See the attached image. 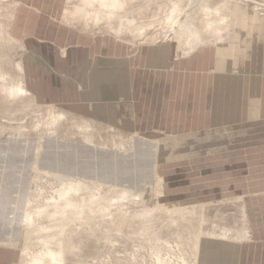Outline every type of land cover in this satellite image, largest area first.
Returning <instances> with one entry per match:
<instances>
[{
    "label": "rangeland",
    "instance_id": "obj_1",
    "mask_svg": "<svg viewBox=\"0 0 264 264\" xmlns=\"http://www.w3.org/2000/svg\"><path fill=\"white\" fill-rule=\"evenodd\" d=\"M152 1V5L147 0L128 5L133 11L126 16L133 17L137 28H144L141 36L136 30L122 29L116 38L117 19L94 23L62 18L66 8L70 11L79 5L77 0L72 4L57 1L53 15L59 25L92 35H85L90 40L105 35L134 46L168 42L176 48L177 39L169 37L167 41L164 24L172 0ZM211 1L210 7L222 9L223 0ZM181 3L186 5L187 0ZM232 6L249 8L254 18L264 20V0H251L247 5L237 0ZM229 12L225 13L228 18ZM10 13L11 3L0 1V22L8 35L7 39L0 36V264H23L43 251L44 241L51 249L65 250L63 264H189L193 263L192 240L222 231L229 237L225 240L243 245L246 253L249 249L243 257L245 264H262L264 251L250 246H264V188L246 192L248 182L262 181L264 169L253 171L259 180L240 174L236 180L233 172L242 164L244 154L212 155L209 148L189 158L165 154L164 163L157 165L153 147H167L180 135L163 132L157 138L90 121L68 105L72 92L64 86L50 92L45 84V100H34L31 94L8 96L3 85L22 83L28 93L31 86L28 72L24 80L18 68L24 52L21 39L9 32ZM34 16L30 17V34L36 29ZM256 125L253 129L264 130V124ZM244 130L238 129L240 133ZM68 186L73 189L61 196ZM28 211L34 217L33 225L23 221ZM26 246L29 250L24 253Z\"/></svg>",
    "mask_w": 264,
    "mask_h": 264
},
{
    "label": "crops",
    "instance_id": "obj_2",
    "mask_svg": "<svg viewBox=\"0 0 264 264\" xmlns=\"http://www.w3.org/2000/svg\"><path fill=\"white\" fill-rule=\"evenodd\" d=\"M57 1H9V32L22 41L21 73L25 80L28 72L34 100H45L48 84L50 92L64 86L72 92L68 105L90 121L157 138L163 132L180 135L157 147V165L165 154L189 158L209 148L212 155L244 154L231 171L236 180L238 174L254 178L253 171H263L264 156H257L264 155V130L253 127L264 124V20L249 8L230 6L224 47L207 45L182 57L168 42L134 46L105 35L90 40L86 36L92 35L56 22ZM32 13L37 21L30 34ZM262 181L248 182L246 193L264 188ZM259 248L264 251L258 243L250 246ZM245 249L204 238L197 264H245Z\"/></svg>",
    "mask_w": 264,
    "mask_h": 264
},
{
    "label": "bare ground",
    "instance_id": "obj_3",
    "mask_svg": "<svg viewBox=\"0 0 264 264\" xmlns=\"http://www.w3.org/2000/svg\"><path fill=\"white\" fill-rule=\"evenodd\" d=\"M2 2H5L6 0H0ZM68 2L71 1L72 4V0H67ZM79 2V5L77 4L76 7H72V9L69 11V8H66L65 13H64V19H66L67 21L70 20L71 21H76L78 19H82V20H91L94 23H97L99 20H107V21H112V20H116L118 21V23L114 25L117 27L116 29L113 27V29H115V36L116 38L119 37L120 33L123 32L122 29H128L131 31L136 30L135 32L138 34V36H141L145 33V30L143 27H138V25H135L134 22L135 20H133V17L131 15H129V17L131 16V19H128V17L126 16L128 12L132 13L131 10L133 11V8H129L128 5L130 4L131 6L133 5L132 3L136 0H77ZM148 3L152 2L150 0H147ZM234 1L237 0H223L222 3V9H218L215 8L213 9L212 7H210L211 4V0H187V4L186 5H182L183 3L182 0H172V7L170 8L168 15L165 17V26L167 28V41H169V39L171 37H174L177 39V51L180 54V56H188L192 53H194L197 49H199L200 47H204L209 45V42L215 40V44H212L213 46H221L224 47V45L226 44L227 40L229 38V21H228V15H225V13L227 14L229 12L230 6H232V3ZM251 0H241V2H245L247 5V2H250ZM9 2V1H8ZM135 3V2H134ZM154 3V2H153ZM171 3V2H169ZM76 4V3H75ZM155 4V3H154ZM153 4V5H154ZM129 5V6H130ZM15 6V4L13 5ZM159 6V5H158ZM219 6V5H218ZM161 8V7H160ZM14 9V8H13ZM250 10V9H249ZM127 11V12H126ZM124 12V13H123ZM224 12V13H223ZM124 15H123V14ZM198 13H201L202 16L200 18H198L197 20L195 19V16H198ZM200 14V15H201ZM250 14H251V10H250ZM141 15V14H140ZM210 16H213L214 19H211ZM218 16V17H217ZM13 18V13L9 14V21L12 20ZM216 18V19H215ZM164 19V18H163ZM161 23V21H160ZM159 23V24H160ZM111 25V23H110ZM199 25L202 27V29H199ZM113 26V25H112ZM111 26V27H112ZM161 27V26H160ZM164 27V26H163ZM165 28V29H166ZM126 31V30H125ZM161 31L164 33V31L161 29ZM227 32V34H226ZM126 34V33H125ZM119 35V36H118ZM0 36L4 37V39L8 38L7 36V32L6 29L4 27V25L0 22ZM9 37L11 38V40L13 39L11 37V35H9ZM170 37V38H169ZM211 37V38H210ZM149 39V38H148ZM15 40V39H13ZM16 41V40H15ZM154 43V42H153ZM22 51L24 50L23 48H21ZM197 52V51H196ZM177 57V56H176ZM178 58V57H177ZM180 58V57H179ZM19 71L22 72L23 70V66L22 64H19L18 66ZM5 78V77H4ZM6 79V78H5ZM2 81V80H1ZM3 82V81H2ZM18 82V81H17ZM19 83V82H18ZM3 91L11 97H17V96H22L24 94H26L27 96L30 95L24 88V86L22 85V83H20L18 86L13 87L12 85H8L5 86L3 85ZM32 97V96H31ZM6 98V97H5ZM52 109V108H51ZM50 110V109H49ZM52 112V111H51ZM56 112L53 113V115ZM48 114V113H47ZM59 117V114L57 115ZM54 116H52L51 118H53ZM57 117V118H58ZM62 118V117H61ZM65 118V117H64ZM53 121V120H52ZM60 121V120H59ZM49 122V121H48ZM58 124V123H57ZM53 126V125H51ZM56 127V126H55ZM50 128V127H48ZM51 130L53 131V127H51ZM20 132V131H19ZM18 133V132H17ZM145 142V141H144ZM144 144V143H142ZM157 146L155 145L153 147V152L154 155L156 156L157 154ZM1 153V151H0ZM157 166V165H156ZM59 179H61V177H58ZM68 183V182H67ZM66 183V184H67ZM75 182H73L74 184ZM76 184V183H75ZM84 184V183H83ZM82 183H77L76 186H80L83 185ZM65 185V184H64ZM86 186V185H85ZM84 186V187H85ZM69 187V186H68ZM82 187V186H81ZM79 187H77L78 189ZM73 189V187H69L67 189H64L62 191L61 196L66 197V194L71 191ZM79 190V189H78ZM82 190V189H81ZM58 191V190H57ZM33 192V191H32ZM39 192V191H38ZM75 192V191H74ZM32 194V193H31ZM60 193H58L59 195ZM32 197V196H31ZM96 198V197H95ZM35 199V198H34ZM66 199V198H64ZM31 200V199H30ZM57 200V199H56ZM61 200V199H60ZM59 201V198H58ZM62 201V200H61ZM49 202V201H48ZM83 202V201H82ZM86 202V201H85ZM88 202V201H87ZM55 203V201H54ZM53 203V204H54ZM32 204V203H31ZM65 204L68 206L69 205V201H65ZM27 205V204H26ZM81 205V204H80ZM79 205V206H80ZM84 205V204H82ZM177 205V204H176ZM30 206V205H28ZM102 206V205H101ZM38 207V206H37ZM49 207V206H48ZM52 207V206H50ZM84 207V206H83ZM32 208V207H31ZM47 208V207H46ZM44 208V209H46ZM192 208V207H191ZM195 208V207H194ZM192 208V209H194ZM41 210V208H39ZM80 209V208H79ZM184 209V208H183ZM35 210V209H34ZM38 210V208H37ZM36 210V211H37ZM39 210V211H40ZM59 210V209H58ZM25 211V210H24ZM56 212V210H54ZM54 212V215H55ZM192 212V211H191ZM38 213V212H37ZM50 213V212H49ZM59 214L61 212H58ZM67 213V212H65ZM245 213V212H244ZM33 214V213H32ZM35 214V212H34ZM53 214V213H52ZM63 215V214H62ZM61 215V216H62ZM245 215V214H244ZM52 216V215H51ZM56 216V215H55ZM60 216V218H62ZM175 216V215H174ZM58 217V215L56 216ZM32 218L34 219V217H32L31 215V211L25 212L24 216H23V221L28 225L29 223L33 225V223L35 222H31ZM52 218V217H51ZM54 219H51L52 222L55 221V217H53ZM50 219V218H49ZM58 219V218H57ZM244 219V218H243ZM37 223V222H36ZM29 224V225H30ZM39 225V224H37ZM56 226V225H55ZM64 226V225H63ZM62 226V227H63ZM39 227H41L39 225ZM61 227V226H60ZM65 227V226H64ZM245 227H247L245 225ZM29 228V227H28ZM47 228V227H46ZM50 228V227H49ZM47 228V230L49 229ZM39 229V228H38ZM44 229V227H43ZM50 230V229H49ZM227 230V229H226ZM27 231V230H26ZM61 232V231H60ZM226 232L222 231L219 234H215V232H210V233H206V234H201L198 235L197 237H195L192 240V247H194V255H193V263H189V264H197V258H198V250H199V244L201 239L203 238L202 236H205L206 238H210V239H219V240H225L229 237L226 236ZM231 236V235H230ZM194 237V236H193ZM236 237V236H235ZM239 237V236H238ZM242 237V235H241ZM245 237H248V235ZM43 238V236L41 237ZM47 238V237H46ZM243 238V237H242ZM50 239H48L49 241ZM209 240V239H208ZM60 241V240H59ZM227 241V240H225ZM243 241V240H242ZM241 241V242H242ZM62 242V241H60ZM212 242V241H211ZM218 241H216L217 243ZM1 244V243H0ZM47 243H45L44 241V246H43V251L42 252H38L33 254L30 259L24 260L23 264H63V251L65 252V250H63V248H57V249H51L49 247L46 246ZM6 245V244H5ZM213 245V244H212ZM64 247V246H63ZM69 249V248H68ZM29 250V247L26 246L24 248V253L27 252ZM66 253V252H65ZM64 253V254H65ZM24 256V255H23ZM25 258V257H24ZM29 258V256H28ZM27 257L25 259H28Z\"/></svg>",
    "mask_w": 264,
    "mask_h": 264
}]
</instances>
